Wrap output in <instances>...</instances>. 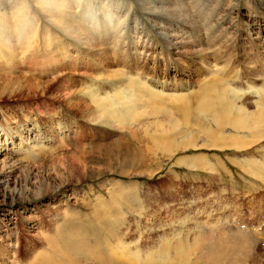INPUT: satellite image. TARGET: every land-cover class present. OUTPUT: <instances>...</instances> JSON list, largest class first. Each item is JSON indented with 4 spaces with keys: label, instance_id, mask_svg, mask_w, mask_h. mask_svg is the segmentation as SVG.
<instances>
[{
    "label": "rangeland",
    "instance_id": "1",
    "mask_svg": "<svg viewBox=\"0 0 264 264\" xmlns=\"http://www.w3.org/2000/svg\"><path fill=\"white\" fill-rule=\"evenodd\" d=\"M121 1L91 0L100 4L98 14L102 9L115 14L101 34L87 35V44L48 15H37L62 46L77 44L76 57L63 60L54 47V53L46 50L47 66H36L44 51L0 68V137H10L0 161V264H30L36 253L50 250L45 239L54 235L56 224L67 231L70 222L89 235L86 248L93 245L117 264H133L132 255L160 249L163 239L174 243L182 228L198 224L203 227L197 236L222 223L233 229L224 235L259 227L263 237L260 128L224 125V140L215 143L195 118L191 125L170 127L171 112L156 106L147 91L206 94L213 79L204 64L211 61L238 102L255 112L264 82V0H156L155 5L164 1L179 12L190 9L196 18L187 23L146 10L143 0ZM5 2L0 0V8ZM32 7V13L39 9ZM180 30L187 39L176 46ZM93 94L106 99L126 123L99 116ZM201 116L218 130L208 114ZM138 118L145 124L130 125ZM233 135L237 140H227ZM173 138L176 144L189 138L194 145L170 158L160 147ZM179 158L190 163L178 164ZM6 176L9 186L3 184ZM259 245L264 247L263 240ZM88 257L77 259L101 264L99 257Z\"/></svg>",
    "mask_w": 264,
    "mask_h": 264
},
{
    "label": "bare ground",
    "instance_id": "2",
    "mask_svg": "<svg viewBox=\"0 0 264 264\" xmlns=\"http://www.w3.org/2000/svg\"><path fill=\"white\" fill-rule=\"evenodd\" d=\"M8 1H9L8 3L5 2V6H7L6 8L4 9L0 8V68L1 69H4L6 66H12L14 65L12 63L17 62L20 59L23 60L29 55H34L38 52H44V51L46 55L43 54L44 56H42L40 60H37L36 66L37 65L40 66L41 64H43L42 66H47L49 63L45 62L47 60L46 56L49 55L50 53L46 52V50L48 49L50 51L52 50L51 52L54 53L53 51L54 47H56L58 54L62 57L63 60L65 59L71 60L76 57V56L74 57V53L75 52L78 53L79 49L74 47V45L77 44H72L68 42L69 44H67L66 46L65 45L62 46L60 43L61 41L60 37L59 39L57 38L53 39L54 36L52 37L53 34L52 32L54 30L50 28H46L47 26L46 27H44V25L42 26V23H40V20L37 18V15H42V16L48 15L50 18L55 20V22L53 21V24L54 23L56 25L60 24L66 30V32L69 31L72 32L73 35L79 38L83 43L87 44V39L89 38L87 37V35L89 34L94 35V33L101 34L104 31V28L110 27L109 26L110 21L112 20L113 15L115 14V12L109 13L110 10L107 9L101 10V14L103 16L101 14H98L97 11L100 4L98 7H96L95 5L91 4V0H8ZM113 2L121 3L122 1L113 0ZM160 3H161L160 5H155L156 0H143V4L145 5L144 8L150 12L151 11L155 12L157 10L158 13L165 12L171 19L177 17L178 19H182V21L186 23L190 22L191 19L195 20L196 18L194 13L190 9L188 10L187 7L183 8L181 12H179L178 9L172 8L170 5L165 4L164 1H161ZM34 4H36L37 7H39V9L35 13H32L33 11L32 5ZM84 4H86L85 8H83ZM155 25L156 24H154V26ZM40 31H42V35L39 34ZM166 31L168 32L169 30L166 29ZM181 31L182 30L177 31V34L174 35V39L176 40L175 42L176 46H178L180 43H183V38L187 39L186 36L181 34ZM80 40H78V43ZM186 45H188V42ZM70 46H72V48H69ZM210 62L204 64L206 66L204 68H206L207 70L206 72L207 76L208 75L212 76L213 86L206 89L205 91L206 94H202L200 96H198L197 93L185 94L179 96H166L162 94L160 91L148 90L147 94L149 95L150 100L151 101L153 100L154 103L157 104L156 106H158L161 110H167L171 112L172 115L171 118L169 119L170 127L177 129L182 125H191L192 120L195 118L196 125L203 127L204 132L207 134L208 138L212 141H215V143L224 140L222 139L223 137L221 136L223 133L221 131V127L224 125H231L233 128H237L241 130L250 129L256 131V129L260 128L257 136L264 137V82L261 85L262 89L258 93L260 95V100L257 103V105H255L256 110L255 112H249L242 103L238 102L235 96L236 92L234 88L225 85L223 80L218 78L219 76L218 70L214 69V67ZM200 73L201 72H199V74ZM157 83H159V85H164V82H158V80ZM142 85H146V82H143ZM144 90L145 88H143V91ZM90 97L91 100L94 101V103H96L95 104L97 106L96 113L99 116L104 115L109 118L116 117V120H114L115 122L126 123V120L124 118L116 115V110H114L113 107H111L112 106L111 104H107L106 99H102L96 94L95 95L93 94V96L90 95ZM195 98L197 105L194 104ZM202 114H208L209 118H212L215 121V123L218 125V130L215 131L212 130L206 123L205 118L201 116ZM175 115H178V117H175ZM139 119L140 118L131 121L130 125H134L136 122L137 124H142V125L145 124V122H141ZM150 125H154V124L149 123V126ZM149 126L144 125L146 132L150 131ZM152 127L155 128L154 126ZM155 132H157L158 134L160 130ZM187 134L188 132L184 133V136L186 137ZM5 135L6 137L4 136L0 137V161L2 160L1 158L2 154H4V156L6 155L5 153H3L5 149L2 150V147L3 145H5L6 139L8 140V138H10L8 137V133H6ZM175 139L176 138H173L172 140L174 141V143H175ZM227 140L235 141L237 140V136L235 135L230 136L228 137ZM163 143L164 146L160 147L164 153L163 155H167L170 158H172L177 152H179L180 149L183 150L188 148L189 146L194 145V142L189 138H186L185 141H181L178 144L176 143L174 144L169 140L163 141ZM37 145L40 144H34L32 145V147ZM6 147L7 146H5L4 148ZM28 149L27 151H29ZM42 150H40L39 153ZM27 151H24V153H26ZM11 152L12 154H14V151L11 150ZM29 152L28 154H30ZM177 163L188 164L190 163V161L184 158H179L177 160ZM10 167L12 169V166ZM149 175L152 176L153 174H149ZM6 177H5V181L3 180L4 181L3 184L4 185L7 184L6 186H9L8 184L9 180L8 177L7 179ZM117 183L118 182L116 181V184ZM118 184H120V182ZM118 184L116 186H118ZM5 192L4 194H2L3 198L4 196H6ZM11 198H13V200L15 199L13 195ZM114 221L117 222L116 220ZM5 222L8 223V227L13 226V225H9L12 224V219H7V221ZM14 224H15L14 227L18 225L17 222ZM59 226H61V224L60 225L56 224L55 227H57V229H55L54 235L45 239L46 243L49 245L50 250L39 252L38 254L36 253L33 256L32 261H30L31 262L30 264H82L81 258L77 259V256L84 257L88 255L89 257L93 255L99 257L101 264H117L116 261L107 262L106 261L107 257H104L103 255L96 253V249H95L96 247H94L93 245L89 244L88 245L89 247L86 248L85 245L87 244V242L85 241V239L88 238L89 235L87 234L84 235L81 225L70 222L69 229L67 231H61V228H59ZM202 227H203L202 224L201 225L198 224L196 227L191 229L182 228L181 230L183 232L186 230L187 233L182 234V231L179 232V234L177 233L178 236L176 234V240L174 243L166 242L165 239L161 238L163 239V241L161 242H163L164 244L160 249H156V250L151 249L152 251L143 249L144 252H139L138 254L132 255L131 262L133 264H259L260 260L258 259L259 258L261 259V257L264 259V255H263L264 247L261 246L262 244L259 245V242L261 240H263L264 243V234L262 233L263 237H261L259 233L260 231H258L261 228L259 227H258L259 229L256 228L258 229V230L255 229L256 231L239 230V233H236L234 235L233 234L224 235V230L229 229L231 231L232 229L231 227H226L225 224L222 223L218 224L215 228H211L206 233H200ZM196 230L200 231L199 232L200 234H198V236L196 235ZM217 230H221V231L217 233ZM252 232H255L257 235L255 236ZM201 234H205V235H201ZM126 243H128V241ZM130 243L132 244V242ZM90 262L88 264H92Z\"/></svg>",
    "mask_w": 264,
    "mask_h": 264
}]
</instances>
